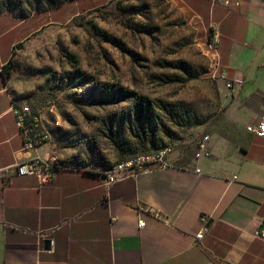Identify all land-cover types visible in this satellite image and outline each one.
Instances as JSON below:
<instances>
[{"label": "crops", "instance_id": "crops-1", "mask_svg": "<svg viewBox=\"0 0 264 264\" xmlns=\"http://www.w3.org/2000/svg\"><path fill=\"white\" fill-rule=\"evenodd\" d=\"M198 1L205 22L219 31L217 61L226 79L217 86L236 144L223 137L215 156L187 167L170 158V168L108 185L100 172L61 169L39 188L34 178L5 171L23 157L10 81L0 72V264H264V240L255 237L264 224V141L246 132L264 113V0ZM48 15L0 14L26 31L22 42L0 35V70L15 46L52 23ZM43 146L30 155L48 160Z\"/></svg>", "mask_w": 264, "mask_h": 264}, {"label": "rangeland", "instance_id": "rangeland-1", "mask_svg": "<svg viewBox=\"0 0 264 264\" xmlns=\"http://www.w3.org/2000/svg\"><path fill=\"white\" fill-rule=\"evenodd\" d=\"M30 1L0 0V10L31 15ZM52 2L41 5L52 23L13 49L7 91L50 130L43 151L57 166L105 175L165 152L187 167L204 136L210 157L221 138L236 144L198 0ZM7 18L2 39L22 42L25 26Z\"/></svg>", "mask_w": 264, "mask_h": 264}, {"label": "built area", "instance_id": "built-area-1", "mask_svg": "<svg viewBox=\"0 0 264 264\" xmlns=\"http://www.w3.org/2000/svg\"><path fill=\"white\" fill-rule=\"evenodd\" d=\"M216 2H222L223 0H214ZM225 4L228 0L223 1ZM220 35L217 27L211 26L210 35L205 43V54L211 55V58L215 64L218 72L217 79H226L223 72L219 69L217 61V47L219 44ZM226 87L231 88V83L227 80ZM261 104L264 106V96L261 99ZM10 111L15 120V126L17 134L21 138V153L23 161L12 165L5 171L13 170L14 175L18 177H32L36 180L39 188H43L52 183L53 177L56 171L61 170L56 166L53 159L43 160L36 156H31L30 152L38 148L39 146L48 143L51 138V132L42 123L41 117L36 112H33L31 107L23 102L11 100ZM53 127L58 125V122H52ZM246 132L252 137L264 141V113L260 115L258 121L246 127ZM210 157L209 153V137L204 136L198 142L196 150V159H207ZM172 167L171 162L167 159L166 153L163 152L152 162H126L115 166L112 171H109L104 175V183L111 184L116 181L118 176L132 175L139 172H147L153 169H167ZM143 212L150 213L156 219H160L159 214L151 212L149 209H143ZM202 221H204L202 219ZM138 227L143 228L144 222L139 220ZM255 237L259 240H264V224L256 231ZM202 239V231L194 237V244L196 245Z\"/></svg>", "mask_w": 264, "mask_h": 264}, {"label": "trees", "instance_id": "trees-1", "mask_svg": "<svg viewBox=\"0 0 264 264\" xmlns=\"http://www.w3.org/2000/svg\"><path fill=\"white\" fill-rule=\"evenodd\" d=\"M32 1V2H31ZM30 1V5H31V7H30V10L32 11V12H42V11H45L46 9H43L42 7H41V5H42V3H48L49 5H50V8H52V7H56L57 5L55 4V3H53L52 2V0H45V2H43L42 0H31ZM33 6H35V7H33ZM6 12H11V10H0V14H2V13H6ZM12 13V12H11ZM30 16V14L29 13H25V12H21V13H19V14H17L16 16H14L15 18H17V19H26V18H28ZM9 63V62H8ZM8 63L6 64V65H4L2 68H1V70H0V72H1V74L3 75V76H6V75H8ZM140 110H138V112H137V116H136V120H138L139 121V118H138V113H140V114H143V112H139ZM111 122V121H110ZM179 164V163H178ZM176 165V166H178V167H180L179 165ZM56 166H57V164H56ZM57 167H59V166H57ZM60 169H69V170H79V169H72V168H63V167H59Z\"/></svg>", "mask_w": 264, "mask_h": 264}, {"label": "water", "instance_id": "water-1", "mask_svg": "<svg viewBox=\"0 0 264 264\" xmlns=\"http://www.w3.org/2000/svg\"><path fill=\"white\" fill-rule=\"evenodd\" d=\"M16 49L18 50V49H20V47H17ZM45 248H46V250L49 249V242L48 241L45 242Z\"/></svg>", "mask_w": 264, "mask_h": 264}]
</instances>
